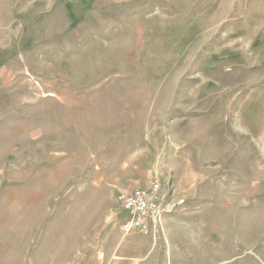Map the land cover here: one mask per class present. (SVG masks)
Masks as SVG:
<instances>
[{
	"label": "rangeland",
	"instance_id": "rangeland-1",
	"mask_svg": "<svg viewBox=\"0 0 264 264\" xmlns=\"http://www.w3.org/2000/svg\"><path fill=\"white\" fill-rule=\"evenodd\" d=\"M0 264H264V0H0Z\"/></svg>",
	"mask_w": 264,
	"mask_h": 264
},
{
	"label": "built area",
	"instance_id": "built-area-1",
	"mask_svg": "<svg viewBox=\"0 0 264 264\" xmlns=\"http://www.w3.org/2000/svg\"><path fill=\"white\" fill-rule=\"evenodd\" d=\"M170 196L171 191L163 189L158 179L149 186L119 193L122 211L129 213L120 224L122 233L151 235L160 226L163 216L171 210V204L168 203Z\"/></svg>",
	"mask_w": 264,
	"mask_h": 264
}]
</instances>
